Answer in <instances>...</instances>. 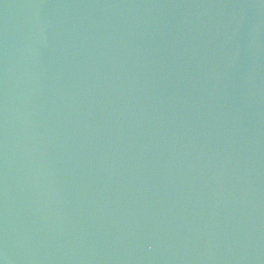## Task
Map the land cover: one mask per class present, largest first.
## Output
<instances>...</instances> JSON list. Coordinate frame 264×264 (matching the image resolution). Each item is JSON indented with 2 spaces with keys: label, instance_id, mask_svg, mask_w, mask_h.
<instances>
[{
  "label": "water",
  "instance_id": "water-1",
  "mask_svg": "<svg viewBox=\"0 0 264 264\" xmlns=\"http://www.w3.org/2000/svg\"><path fill=\"white\" fill-rule=\"evenodd\" d=\"M0 264H264V0H0Z\"/></svg>",
  "mask_w": 264,
  "mask_h": 264
}]
</instances>
